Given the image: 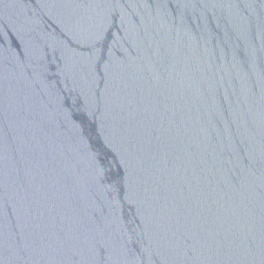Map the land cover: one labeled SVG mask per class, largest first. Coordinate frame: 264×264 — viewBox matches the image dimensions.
<instances>
[{
    "label": "water",
    "instance_id": "water-1",
    "mask_svg": "<svg viewBox=\"0 0 264 264\" xmlns=\"http://www.w3.org/2000/svg\"><path fill=\"white\" fill-rule=\"evenodd\" d=\"M0 264H264V0H0Z\"/></svg>",
    "mask_w": 264,
    "mask_h": 264
}]
</instances>
